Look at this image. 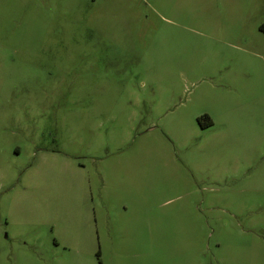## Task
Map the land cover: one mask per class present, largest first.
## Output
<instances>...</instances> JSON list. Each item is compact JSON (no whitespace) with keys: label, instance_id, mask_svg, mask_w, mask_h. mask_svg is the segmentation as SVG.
Masks as SVG:
<instances>
[{"label":"rangeland","instance_id":"1","mask_svg":"<svg viewBox=\"0 0 264 264\" xmlns=\"http://www.w3.org/2000/svg\"><path fill=\"white\" fill-rule=\"evenodd\" d=\"M0 264H264V0H0Z\"/></svg>","mask_w":264,"mask_h":264},{"label":"trees","instance_id":"2","mask_svg":"<svg viewBox=\"0 0 264 264\" xmlns=\"http://www.w3.org/2000/svg\"><path fill=\"white\" fill-rule=\"evenodd\" d=\"M202 119H205L207 121L206 117H200L198 118V123L200 124L201 127H207L211 124L210 121H207L206 123H203L204 121Z\"/></svg>","mask_w":264,"mask_h":264}]
</instances>
